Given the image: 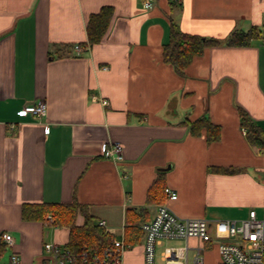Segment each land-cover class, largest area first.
Returning a JSON list of instances; mask_svg holds the SVG:
<instances>
[{"label":"crops","instance_id":"0c3cea01","mask_svg":"<svg viewBox=\"0 0 264 264\" xmlns=\"http://www.w3.org/2000/svg\"><path fill=\"white\" fill-rule=\"evenodd\" d=\"M105 6L109 27L90 44L89 17ZM263 18L264 0H155L149 10L142 0H0V264L14 253L18 264H41L46 242L68 241L66 228L24 219V204L88 205L124 240L125 264H144L145 235L134 243L130 226L160 204L213 223L262 216L264 154L238 108L264 129ZM172 22L205 38L263 33L250 46L206 48L182 75L163 59ZM40 100L42 117L19 115ZM201 117L220 126L218 141L193 133ZM110 142L121 144V162L104 156ZM155 254V264H221L216 243L198 238L162 239Z\"/></svg>","mask_w":264,"mask_h":264},{"label":"built area","instance_id":"2783aa9c","mask_svg":"<svg viewBox=\"0 0 264 264\" xmlns=\"http://www.w3.org/2000/svg\"><path fill=\"white\" fill-rule=\"evenodd\" d=\"M154 2L155 0H142V6L145 10H149L154 7ZM81 50L82 47L76 44V53H80ZM46 109V102L40 100L25 106L19 115L26 117L32 114L42 117ZM246 131L244 128V133ZM256 149L264 154V149L260 147ZM103 154L116 163L123 160V150L119 143H105ZM165 194L170 200L178 197L177 193L169 187L165 188ZM98 224L106 227L104 220L99 221ZM141 229L145 235L144 264H155L156 244L165 238H198L205 242L213 241L218 246L221 264H264V213L259 216L255 210H251L246 218L240 220L228 219L213 223L202 217H180L166 203H163L158 206L152 219L141 224ZM2 238L8 247L13 245L14 237L10 233H4ZM124 251L123 239H113L110 245L92 258L88 251L77 255L65 244L46 242L41 264H125ZM175 255L174 248L167 249L168 263L172 262L170 259ZM11 261L13 264H18L20 256L12 254ZM201 263V259L198 258L197 264Z\"/></svg>","mask_w":264,"mask_h":264},{"label":"trees","instance_id":"16d2710c","mask_svg":"<svg viewBox=\"0 0 264 264\" xmlns=\"http://www.w3.org/2000/svg\"><path fill=\"white\" fill-rule=\"evenodd\" d=\"M113 12L111 7L105 6L99 12L90 15L87 24L90 44L99 43L102 40ZM262 33V29L252 27L248 31H234L223 40L215 37L205 38L198 34L184 32L175 22H172L170 39L163 47V59L178 73L184 75L185 69L196 56L202 55L206 48L221 44L238 47L250 46L251 41ZM238 109L241 125L247 130L248 140L252 145L264 149V129L256 124L243 108ZM190 127L195 134H199L200 130L205 128L208 142L218 141L221 137L220 126L211 123L206 117L190 122ZM22 216L26 220L48 221L58 228H66L69 238L65 245L77 255L88 251L92 258L110 245L114 239L113 233L97 223L96 218L90 213L89 206L77 201L24 204ZM130 227L138 232L137 239L133 240L136 243L139 241V236L144 233L141 226L133 224Z\"/></svg>","mask_w":264,"mask_h":264}]
</instances>
